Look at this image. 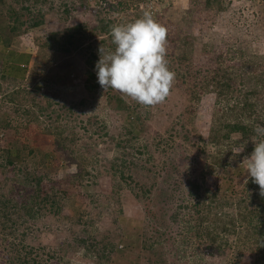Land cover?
<instances>
[{
    "label": "rangeland",
    "instance_id": "rangeland-1",
    "mask_svg": "<svg viewBox=\"0 0 264 264\" xmlns=\"http://www.w3.org/2000/svg\"><path fill=\"white\" fill-rule=\"evenodd\" d=\"M150 1L129 8L125 0H7L1 8L4 22L12 8L28 25L41 23L13 39V48L32 56L24 80L3 75L0 56V206L9 214L0 209V264H19L17 251L28 252L31 264H254L264 254V239L251 231H218L225 254L210 259L197 213L178 210L192 178L228 200L250 180L241 163L258 138L235 133L211 143L213 126L234 119L225 120L230 105L198 83L200 71L264 70V0H159L154 13ZM98 12L117 25L149 12L167 28L166 59L176 78L163 104L145 108L100 85L90 92L85 54L43 45L52 32L79 23L93 30ZM182 53L190 56L183 64ZM17 88L25 91L17 96ZM113 96L129 109H117ZM259 104L255 118L264 126V97ZM8 148L20 152V165L5 163ZM39 179L41 196L57 197L58 213L51 198L35 204ZM32 205L35 218L23 210ZM115 229L126 235L110 244ZM21 233L29 234L25 241ZM133 235L138 241L126 249ZM80 239L107 250H90Z\"/></svg>",
    "mask_w": 264,
    "mask_h": 264
},
{
    "label": "trees",
    "instance_id": "trees-1",
    "mask_svg": "<svg viewBox=\"0 0 264 264\" xmlns=\"http://www.w3.org/2000/svg\"><path fill=\"white\" fill-rule=\"evenodd\" d=\"M125 6L133 7V4L137 3V6L143 0H125ZM7 0H0V13L1 8L6 7ZM136 6V5H135ZM2 14H0V56L2 55L1 49L5 50L11 47L13 39L16 37L28 33L30 28L37 27L40 23L38 20H34L31 25L27 24V18L22 20V16L15 11V9H10L9 12V22H4L1 19ZM38 16L35 17L37 19ZM140 18V15H138ZM113 25H117L116 21L111 18L103 16V13L98 12V25L90 31V28L87 24L79 23L70 28H66L62 31L52 32L47 37V42L43 45L49 47L55 52L62 54L70 55L74 51H79L84 53L85 63L90 67L91 72L89 73L90 82L87 84V89L90 92H93L96 87L99 86L97 82V74L95 65L99 60L98 49L102 46L106 50H114L115 45L111 42L110 29ZM95 32L98 33L97 36ZM92 33V34H90ZM94 33V34H93ZM11 34V35H10ZM242 55V50H236ZM190 56L182 53L178 57V60L181 64L188 60ZM253 63H256L255 59H251ZM252 65L251 62H242L241 68ZM16 75L13 74L12 78L20 79V81L25 79L27 69L25 66L23 68H14ZM200 71V70H199ZM23 72V75H22ZM3 75L6 74L4 71ZM10 76V74H7ZM201 78L199 80V85L203 86L207 92L215 93L217 97L221 98L230 105L229 116L226 118L234 119L232 122L223 123L220 128L217 130L213 126V130L210 133L209 141L216 146L225 143V141L230 140L235 133H240L245 139L255 136L254 127L257 123L260 122L259 118H255L256 113L258 112V107L260 99L264 97V70L254 67L248 69V71H234V68L231 67V70L224 69L221 73H216L214 75H204L200 71ZM25 91L23 88H17L14 92L15 95H20ZM14 95V94H13ZM198 97H194V100L198 101ZM115 100L118 103L119 110H128L129 106L126 101L118 96H113L111 101ZM232 101V104L230 102ZM5 163L8 165H20L22 163V156L20 152L13 151L12 148H8L4 151ZM36 187H39L41 194L39 193L34 196V201H37L38 198L40 202L35 203L43 205L44 198H51L52 209L54 213H58L61 209V205L57 200V197L46 194L41 196L43 191L41 190V180H36ZM187 192L185 195L187 197L186 201H181L178 210L187 209L188 212L197 213V235L200 239L208 240L209 243L206 245L205 254L210 258L214 259L215 257L223 256L225 251L221 246H218V238L220 233L227 234H240L244 232H252L258 235L261 239H264V198L259 194V186L252 182V179L248 181L244 190L241 192V196L234 197L232 199H226L223 196V192L216 190H205V187L198 179L192 178L188 183ZM41 196V197H40ZM192 200L191 202H189ZM50 202V203H51ZM3 205L2 203H0ZM41 206L38 209H41ZM230 207V211L226 210V207ZM1 214L9 215L6 213V209L0 206ZM25 215L27 217L35 218V206H28L23 208ZM37 214V213H36ZM1 219V218H0ZM112 238L109 240L110 244H113L114 241L121 242L125 237L126 233L122 229H115L113 232H110ZM29 234L21 233V241H25L26 237ZM131 244H127V248L135 246V242L138 241L135 236H130ZM136 240V241H135ZM80 242L87 243V248L90 250H98L102 248L107 250L106 243H96L89 245L87 240L80 239ZM15 252V250H14ZM29 253H26V256L22 254V251H17L15 254V259L19 264L27 261L28 264H31L30 258L27 256ZM25 257L26 260L21 259ZM24 258V259H25ZM14 261V260H13ZM10 262V261H9ZM11 264V262H10ZM14 264V263H13ZM254 264H264V254L259 256Z\"/></svg>",
    "mask_w": 264,
    "mask_h": 264
},
{
    "label": "clouds",
    "instance_id": "clouds-1",
    "mask_svg": "<svg viewBox=\"0 0 264 264\" xmlns=\"http://www.w3.org/2000/svg\"><path fill=\"white\" fill-rule=\"evenodd\" d=\"M167 34V28L149 12L133 22L113 25L110 35L115 48L106 50L101 46L95 65L97 82L103 92L111 88L145 108L163 104L170 96L176 78L166 59ZM254 132L258 138L254 149L241 164L264 198V126L257 124ZM243 150L244 146L235 154ZM245 183H248L247 179Z\"/></svg>",
    "mask_w": 264,
    "mask_h": 264
},
{
    "label": "crops",
    "instance_id": "crops-1",
    "mask_svg": "<svg viewBox=\"0 0 264 264\" xmlns=\"http://www.w3.org/2000/svg\"><path fill=\"white\" fill-rule=\"evenodd\" d=\"M1 60L2 65L4 67L3 71L5 70L10 74V76H13V74H17L14 70V68H20V66L23 68V66H27L30 64V54H26L25 51H18L13 46L9 47L8 49H1ZM5 72V73H7ZM23 75V72H22Z\"/></svg>",
    "mask_w": 264,
    "mask_h": 264
},
{
    "label": "built area",
    "instance_id": "built-area-1",
    "mask_svg": "<svg viewBox=\"0 0 264 264\" xmlns=\"http://www.w3.org/2000/svg\"><path fill=\"white\" fill-rule=\"evenodd\" d=\"M157 1H159V0H151V1H150L151 3H150L149 5L147 4L149 10H151L152 13H154L153 10H154V8H155V5H156V2H157Z\"/></svg>",
    "mask_w": 264,
    "mask_h": 264
}]
</instances>
